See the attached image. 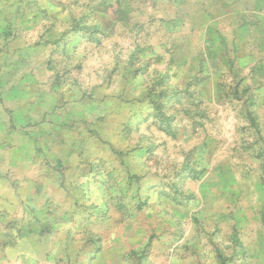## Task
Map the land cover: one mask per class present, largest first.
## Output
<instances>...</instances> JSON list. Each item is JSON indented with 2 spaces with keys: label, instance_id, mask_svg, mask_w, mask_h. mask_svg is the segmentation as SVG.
I'll list each match as a JSON object with an SVG mask.
<instances>
[{
  "label": "rangeland",
  "instance_id": "374dc122",
  "mask_svg": "<svg viewBox=\"0 0 264 264\" xmlns=\"http://www.w3.org/2000/svg\"><path fill=\"white\" fill-rule=\"evenodd\" d=\"M14 86L0 264H264V0H0Z\"/></svg>",
  "mask_w": 264,
  "mask_h": 264
},
{
  "label": "crops",
  "instance_id": "0c3cea01",
  "mask_svg": "<svg viewBox=\"0 0 264 264\" xmlns=\"http://www.w3.org/2000/svg\"><path fill=\"white\" fill-rule=\"evenodd\" d=\"M27 88L12 87L9 90H2L0 96V169L9 170L13 168L14 153L23 150L18 146L20 137H28L40 129L37 120V109L31 102L20 106L17 104L19 97H24ZM23 99V98H22ZM20 99V100H22ZM25 99V98H24ZM16 104H13V103ZM38 123L40 125H38ZM38 126V127H37ZM42 127V126H41ZM18 137V140L17 138ZM28 139V140H29ZM17 147L19 149H17ZM18 153V154H19ZM2 261V260H1Z\"/></svg>",
  "mask_w": 264,
  "mask_h": 264
}]
</instances>
